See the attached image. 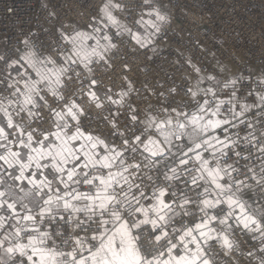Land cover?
<instances>
[{
	"label": "snow or ice",
	"instance_id": "1",
	"mask_svg": "<svg viewBox=\"0 0 264 264\" xmlns=\"http://www.w3.org/2000/svg\"><path fill=\"white\" fill-rule=\"evenodd\" d=\"M35 6L0 36V264H264V70L173 47V0Z\"/></svg>",
	"mask_w": 264,
	"mask_h": 264
},
{
	"label": "built area",
	"instance_id": "2",
	"mask_svg": "<svg viewBox=\"0 0 264 264\" xmlns=\"http://www.w3.org/2000/svg\"><path fill=\"white\" fill-rule=\"evenodd\" d=\"M58 2L67 5L61 9L64 17L82 21L77 13L82 10L80 6L84 0ZM173 3L174 19L179 25L176 32L180 34L173 35V47L191 29L192 39H199L220 59L232 61L245 72L264 70V0H173ZM8 7L15 9L14 16L7 14ZM37 12L35 0H0V36L14 37L15 21H35ZM180 46L187 47L198 61L208 63L207 58L200 57L197 49L187 43ZM168 70L158 64L155 75L162 77Z\"/></svg>",
	"mask_w": 264,
	"mask_h": 264
}]
</instances>
